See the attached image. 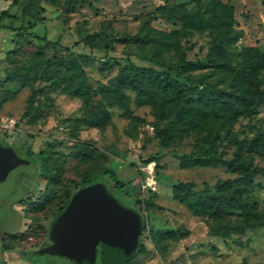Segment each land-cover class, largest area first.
I'll use <instances>...</instances> for the list:
<instances>
[{"label":"rangeland","instance_id":"1","mask_svg":"<svg viewBox=\"0 0 264 264\" xmlns=\"http://www.w3.org/2000/svg\"><path fill=\"white\" fill-rule=\"evenodd\" d=\"M2 10L16 18L0 21V141L15 147L24 188L22 200L0 197V247L47 242L82 176L109 168L128 184L123 204L144 201L145 251L123 264H264V102L245 100L256 95L250 78L264 80V66H252L264 55V0H0ZM79 54L90 57L74 68L87 92L75 94L57 61ZM131 65L142 88L121 83L124 97L116 77ZM216 88L237 110L211 106L202 92ZM206 152L248 167L184 158ZM205 186L211 201L188 204ZM222 193L232 204L216 214Z\"/></svg>","mask_w":264,"mask_h":264},{"label":"water","instance_id":"2","mask_svg":"<svg viewBox=\"0 0 264 264\" xmlns=\"http://www.w3.org/2000/svg\"><path fill=\"white\" fill-rule=\"evenodd\" d=\"M14 151L12 145L0 141V197L20 196ZM140 227L136 212L122 206L102 183L92 182L72 194L50 224V242L36 253L92 264L99 245V264H110L135 247Z\"/></svg>","mask_w":264,"mask_h":264},{"label":"trees","instance_id":"3","mask_svg":"<svg viewBox=\"0 0 264 264\" xmlns=\"http://www.w3.org/2000/svg\"><path fill=\"white\" fill-rule=\"evenodd\" d=\"M4 17H8V18H12V19L16 18L15 15L8 13L7 10H2L0 12V21ZM94 35H96V33L89 34L87 36L92 37ZM89 59H90V57L87 54H79V55H76L74 57H68L66 59H64L63 57L59 58V60L57 61L58 64H65L64 66L68 69L66 71V73H64V75H63V77L65 78L64 87L66 89L70 88V90L75 94L87 92V86L84 83L82 71H80L78 69L76 70L74 68L79 66L76 63V60H80L83 62V61H87ZM210 64H211V60L208 58L190 60V61H184V62L182 61L180 63V65L183 67H195V68L206 67V66H209ZM252 66L255 68L264 66V55H262L260 57H254L253 61H252ZM124 68L125 67L121 68L119 74L116 77V79H117L116 86H117L118 90L120 91L119 93L121 95H123L124 97H127V95L123 91H121V89H120L121 83H127L129 86L134 87L137 92L141 90L142 85L140 83L141 82L140 77L138 76L136 71L132 69V65H131V67L127 68L126 71H124ZM134 68H136L137 70L140 71V75H143L144 69L142 67L135 66ZM20 69L21 70L24 69V71H29V70H31V67L29 65L28 66H22ZM250 81L253 84L254 92L256 93V95H255V97L252 95H246L245 100H246L247 104L253 106L255 103L264 102V80L259 81V80L250 78ZM261 84H263L262 89L259 88V85H261ZM184 94H185L186 98H191V95H190L191 93H189L188 91H185ZM202 94H204L206 100L210 101L211 106L213 108L217 107V109H218L219 107L222 108L223 106H227V107L230 106L232 108V110H234V111L237 110V106L236 105L233 106V101L231 100L230 95H228V92H226L222 88L207 89L206 91L202 92ZM140 97H141V95H138V99ZM202 111L204 113L209 112L208 110H202ZM24 114H27L26 111H24ZM24 146H25L24 143H22L21 147H24ZM23 151H24L25 155H28L31 157L34 156L31 151H27L26 149ZM35 156H36L37 161L40 164V168L44 171L43 176H45L46 175L45 173L48 169L47 163H46V157H47L46 150L40 149L38 151V153L35 154ZM184 158H186V160L189 163H194V162H205V163H211L212 162L213 163V162H215V163H220V164H224V165H237V166L243 167L245 169L248 167V163L244 160H238V159H234V158L225 159V158H222L220 156H217V155L209 153V152L202 153L199 155L198 154H189ZM100 179H105L107 183H103ZM248 179H250V178H248ZM92 182L102 183L106 187L107 191L110 194H112L122 206L133 210L134 212H136L138 214V216L140 218L141 227H140V232H139L135 247L129 253H126L123 256H119L116 260L112 261V263H110V264L127 263V262L131 261L137 254L145 251V245H144L143 241L141 240V234H142L143 230L146 228V217L142 211V207H143L142 205L144 204V201L137 198V197H132L129 200L130 203L132 204V206H126L125 204H123V202L121 200V199H123L121 197V194L128 195L130 193V191L128 190V184L126 181L119 178L117 176V174L115 173V171H113L112 169H109V168L103 169L100 172V174L98 175V177H92L89 175L82 176L80 185L77 188H75L74 191L70 195H67L66 201L62 205L59 206L58 211H57L56 215L53 217L52 221L64 209V207L67 205L68 201L70 200L72 194L78 188H80L86 184L92 183ZM208 194H209L208 187L205 186L204 193L202 192L201 194H198L194 198L193 197L188 198L187 202H188V204H190L191 206H194V207L196 206V200H201L203 203L204 202H210L211 198H210V196H208ZM217 198L219 201L214 206L212 211L216 214L228 212L226 205H227V202L232 204L231 198L228 197L224 193L219 194L217 196ZM22 199L23 198L21 197L19 200H22ZM242 201H244V200H242ZM252 203L253 202L251 201L250 204H252ZM36 249L37 248L31 250L30 254L37 255ZM92 264H99V249H98V247L96 248L95 260Z\"/></svg>","mask_w":264,"mask_h":264},{"label":"crops","instance_id":"4","mask_svg":"<svg viewBox=\"0 0 264 264\" xmlns=\"http://www.w3.org/2000/svg\"><path fill=\"white\" fill-rule=\"evenodd\" d=\"M24 231L25 229L22 232ZM2 244H4V241ZM33 249L19 246H15L14 248L0 247V264H54V261H51L54 257H49V259H45L44 261L40 260L37 255L30 254V251Z\"/></svg>","mask_w":264,"mask_h":264},{"label":"flooded vegetation","instance_id":"5","mask_svg":"<svg viewBox=\"0 0 264 264\" xmlns=\"http://www.w3.org/2000/svg\"><path fill=\"white\" fill-rule=\"evenodd\" d=\"M1 142H3V141H1ZM4 143H6V142H4ZM6 144H8V143H6ZM17 181H18V186H19V190H20V192L23 190V188H24V184L23 183H21L18 179H17ZM7 195V194H6ZM5 196V195H4ZM10 196V195H9ZM11 197V196H10ZM22 196H19L18 198H13V197H11L12 199H14V202L15 201H17V200H19L20 198H21ZM3 198V197H2ZM21 233H23V232H21ZM50 241H49V239H48V233H47V242H45V243H43V244H41L39 247H37V249L38 248H40L41 246H43V245H46V244H48ZM98 247V249H99V245L97 246ZM35 249V248H34ZM36 249V250H37Z\"/></svg>","mask_w":264,"mask_h":264},{"label":"bare ground","instance_id":"6","mask_svg":"<svg viewBox=\"0 0 264 264\" xmlns=\"http://www.w3.org/2000/svg\"><path fill=\"white\" fill-rule=\"evenodd\" d=\"M147 171V181L150 183L153 181V173H152V164H148L146 167ZM151 173V174H150Z\"/></svg>","mask_w":264,"mask_h":264}]
</instances>
